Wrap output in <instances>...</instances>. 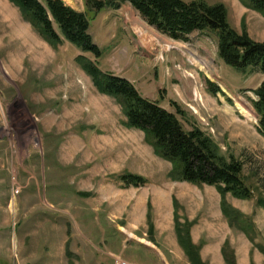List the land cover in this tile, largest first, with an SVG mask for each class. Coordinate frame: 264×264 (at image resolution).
Here are the masks:
<instances>
[{
	"label": "rangeland",
	"instance_id": "rangeland-1",
	"mask_svg": "<svg viewBox=\"0 0 264 264\" xmlns=\"http://www.w3.org/2000/svg\"><path fill=\"white\" fill-rule=\"evenodd\" d=\"M63 1L94 14L85 0ZM203 1L223 4L234 30L264 42L262 14L239 0ZM89 33L102 50L95 62L103 72L129 80L186 131L199 128L221 155L241 162L252 197L227 194L225 201L244 216L254 242L228 225L215 188L168 178L171 164L142 132L124 127L120 106L76 64L79 55L94 61L90 54L66 41L53 49L0 0V264H189L174 213L192 223L203 263L226 264L220 250L227 242L236 264H264V137L249 92L264 74L226 66L212 33L194 32L186 43L168 39L127 3L95 13ZM207 79L220 81L224 95L210 94ZM128 173L146 184L124 187L118 177Z\"/></svg>",
	"mask_w": 264,
	"mask_h": 264
},
{
	"label": "trees",
	"instance_id": "trees-1",
	"mask_svg": "<svg viewBox=\"0 0 264 264\" xmlns=\"http://www.w3.org/2000/svg\"><path fill=\"white\" fill-rule=\"evenodd\" d=\"M246 8L264 16V0H239ZM18 9L21 18L53 49L64 41L83 54H90L94 61L79 55L76 64L90 78L95 90L113 99L121 108L123 125L127 129L143 133L144 140L154 154L169 162L168 178L172 182H186L195 186H210L220 195V208L230 227H238L253 243L247 232L244 216L227 206L225 196L230 194L239 200L252 197L250 188L242 179V164L233 156L220 154L217 144L199 128L186 131L174 113L161 107L156 101L144 98L127 79L103 72L95 60L102 50L94 43L90 33V22L94 14L105 9L117 10L127 3L139 17L159 34L176 42L186 43L194 32L212 33L217 39V55L226 65L241 73L264 74V42L252 40L243 31L238 33L228 23L223 4H207L203 0H85L88 12H79L63 0H8ZM210 94H222L217 84L206 80ZM254 99L251 107L257 119L256 130L264 137V82L250 90ZM124 187L139 188L146 184L139 175L123 174L118 177ZM88 196V194H83ZM173 206H176V200ZM264 208V199L258 200ZM149 210V208H148ZM147 216H150L149 211ZM174 233L180 249L189 264H205L200 257V246L192 242V223H180L173 215ZM264 256V247L258 246ZM228 244L221 248L226 264H236L228 253Z\"/></svg>",
	"mask_w": 264,
	"mask_h": 264
},
{
	"label": "built area",
	"instance_id": "built-area-1",
	"mask_svg": "<svg viewBox=\"0 0 264 264\" xmlns=\"http://www.w3.org/2000/svg\"><path fill=\"white\" fill-rule=\"evenodd\" d=\"M13 193L17 195L19 193V190L16 188L15 190H13ZM114 261H115V264H128L124 261H121L119 258H116Z\"/></svg>",
	"mask_w": 264,
	"mask_h": 264
},
{
	"label": "crops",
	"instance_id": "crops-1",
	"mask_svg": "<svg viewBox=\"0 0 264 264\" xmlns=\"http://www.w3.org/2000/svg\"><path fill=\"white\" fill-rule=\"evenodd\" d=\"M257 74V73H256ZM212 82H214L215 84L217 83V85L219 84V86H221V87H223V85L221 84V82L220 81H218V80H211ZM105 185V184H104ZM102 187H104L103 186V184L101 185ZM106 187H107V185H105ZM134 188V187H133ZM136 189V188H135ZM100 190H97V193L98 194H100Z\"/></svg>",
	"mask_w": 264,
	"mask_h": 264
},
{
	"label": "bare ground",
	"instance_id": "bare-ground-1",
	"mask_svg": "<svg viewBox=\"0 0 264 264\" xmlns=\"http://www.w3.org/2000/svg\"><path fill=\"white\" fill-rule=\"evenodd\" d=\"M241 112L245 117L251 119V116L247 112H245L244 110H241Z\"/></svg>",
	"mask_w": 264,
	"mask_h": 264
}]
</instances>
